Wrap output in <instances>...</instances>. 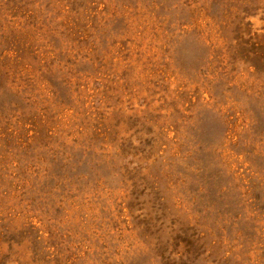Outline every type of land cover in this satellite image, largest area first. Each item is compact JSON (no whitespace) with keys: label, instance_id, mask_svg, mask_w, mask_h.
<instances>
[{"label":"rangeland","instance_id":"rangeland-1","mask_svg":"<svg viewBox=\"0 0 264 264\" xmlns=\"http://www.w3.org/2000/svg\"><path fill=\"white\" fill-rule=\"evenodd\" d=\"M0 264H264V0H0Z\"/></svg>","mask_w":264,"mask_h":264}]
</instances>
